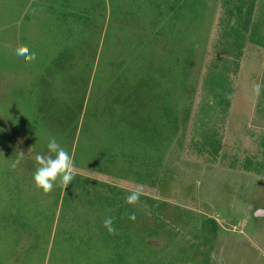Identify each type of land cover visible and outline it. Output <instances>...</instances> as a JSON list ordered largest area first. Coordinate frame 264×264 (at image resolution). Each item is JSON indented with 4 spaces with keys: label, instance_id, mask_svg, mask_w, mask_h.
<instances>
[{
    "label": "rangeland",
    "instance_id": "1",
    "mask_svg": "<svg viewBox=\"0 0 264 264\" xmlns=\"http://www.w3.org/2000/svg\"><path fill=\"white\" fill-rule=\"evenodd\" d=\"M225 5L0 0V264H264V214L250 210L264 208V173L242 164L264 138V88L254 92L264 84V0L255 1L254 39L231 78L220 150L192 148L206 72L223 68ZM20 45L35 62L14 55ZM64 50L74 61L62 76L51 65ZM136 85L158 103L155 127L119 136L113 95ZM49 136L77 174L46 197L33 174ZM134 190L142 192L135 208L125 202ZM109 215L116 235L103 227Z\"/></svg>",
    "mask_w": 264,
    "mask_h": 264
},
{
    "label": "trees",
    "instance_id": "2",
    "mask_svg": "<svg viewBox=\"0 0 264 264\" xmlns=\"http://www.w3.org/2000/svg\"><path fill=\"white\" fill-rule=\"evenodd\" d=\"M255 1L236 0L235 6H233L231 5L233 3H230L231 1L226 0L225 18L221 20L218 39L221 52H217L218 55L223 57V68L220 72H217L218 69L213 67L210 68V72L207 70L203 83L205 98H203L204 100L199 105L194 120H192L195 130L192 148L196 150L198 155L212 156L220 150L223 136L221 129L229 111L233 95L231 78L236 77L238 73L245 43L254 39V34H251V31L253 32L256 29L252 22ZM73 61L72 52L64 50L53 60L51 68L57 74L59 73L63 76L66 73L65 70L70 69ZM64 82L69 83V80H64ZM120 88L121 86L116 89L113 95V103L121 106V108L119 107L121 115L119 114L120 116L117 119L123 131H119V136L123 133L126 135L133 133L139 136V131H142V135L153 133L155 126L151 110H154L158 103H152L150 106V103L147 102L148 97L141 95V93L145 94L147 91L143 92L142 87L138 85L130 87L129 93L124 94V96ZM164 105L165 102H162L160 109ZM63 113L61 111L59 120L67 118V116L64 117ZM171 113H169L168 118H170ZM173 117L175 124L177 119L175 116ZM120 118H123V120L121 121ZM256 150L257 152L253 155L246 153L242 162L243 168L248 172L264 173V138L260 142H256Z\"/></svg>",
    "mask_w": 264,
    "mask_h": 264
},
{
    "label": "clouds",
    "instance_id": "3",
    "mask_svg": "<svg viewBox=\"0 0 264 264\" xmlns=\"http://www.w3.org/2000/svg\"><path fill=\"white\" fill-rule=\"evenodd\" d=\"M36 10L33 9V14ZM14 55L23 58L25 64H32L36 60V54L31 52L27 46L20 45L14 49ZM264 84L256 83L254 92L259 96ZM36 169L33 174V183L35 187L42 192L44 196H49L56 186L66 189L72 184L76 176V167L73 156L58 142L55 136H49L47 140V152L36 153L34 156ZM19 160L15 161L11 167L15 169L19 164ZM142 192L139 190L131 191L126 197L125 202L135 208L140 204V196ZM254 216L264 214V208H251ZM130 221L136 220L135 212L126 213ZM103 227L109 235H116L117 230L114 224V217L106 216L103 221Z\"/></svg>",
    "mask_w": 264,
    "mask_h": 264
},
{
    "label": "water",
    "instance_id": "4",
    "mask_svg": "<svg viewBox=\"0 0 264 264\" xmlns=\"http://www.w3.org/2000/svg\"><path fill=\"white\" fill-rule=\"evenodd\" d=\"M263 214H260L259 216H262Z\"/></svg>",
    "mask_w": 264,
    "mask_h": 264
}]
</instances>
